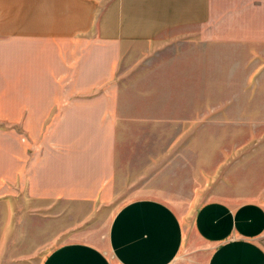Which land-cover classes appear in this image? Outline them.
I'll return each instance as SVG.
<instances>
[{
    "label": "rangeland",
    "instance_id": "374dc122",
    "mask_svg": "<svg viewBox=\"0 0 264 264\" xmlns=\"http://www.w3.org/2000/svg\"><path fill=\"white\" fill-rule=\"evenodd\" d=\"M249 13L151 41L0 38V68L36 77L21 105L52 119L0 123L11 146L15 137L35 153L37 168L57 158L58 180L101 188L84 191L93 200H62L72 204V231L49 218L44 182L36 209L21 197V264H40L70 236L96 241L134 198L161 199L186 216L211 199H264V24Z\"/></svg>",
    "mask_w": 264,
    "mask_h": 264
},
{
    "label": "crops",
    "instance_id": "0c3cea01",
    "mask_svg": "<svg viewBox=\"0 0 264 264\" xmlns=\"http://www.w3.org/2000/svg\"><path fill=\"white\" fill-rule=\"evenodd\" d=\"M251 9L264 24V0H0V38H20L14 41L23 44L26 37L73 40L92 34L101 40L151 41L170 28L212 26L219 17L245 16ZM30 76L2 64L0 105L8 106H0V123L52 120L21 105L36 89V77ZM16 140L12 147L10 134L0 128V224L17 225L0 231V264H21V197L36 209L32 200L42 198L44 182L49 218L72 231V204L62 200H93L84 191L101 190L99 182L81 189L79 180H58L55 157L48 167L37 168L36 154L20 151ZM97 237L100 242L70 236L40 264H264V199L237 204L211 199L186 216L161 199L134 198Z\"/></svg>",
    "mask_w": 264,
    "mask_h": 264
}]
</instances>
